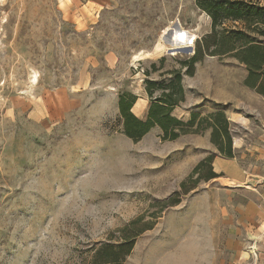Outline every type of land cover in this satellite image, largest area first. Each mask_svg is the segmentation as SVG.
I'll return each instance as SVG.
<instances>
[{"label": "rangeland", "instance_id": "rangeland-1", "mask_svg": "<svg viewBox=\"0 0 264 264\" xmlns=\"http://www.w3.org/2000/svg\"><path fill=\"white\" fill-rule=\"evenodd\" d=\"M211 24L194 0H0V264H91L125 237L128 255L105 264L241 263L243 216L264 193V95L245 65L203 55L171 112L223 108L231 157L210 130L135 141L118 112L128 92L144 118V79L180 67ZM208 156L219 177L197 179Z\"/></svg>", "mask_w": 264, "mask_h": 264}, {"label": "trees", "instance_id": "trees-1", "mask_svg": "<svg viewBox=\"0 0 264 264\" xmlns=\"http://www.w3.org/2000/svg\"><path fill=\"white\" fill-rule=\"evenodd\" d=\"M194 4L209 15L212 20L211 32L197 41L192 56L179 61L180 67L160 72L159 79H144L145 91L149 98L144 118L131 111L137 100L135 95L123 92L118 96L121 130L135 141L155 126L160 129L161 137L167 140L186 132L201 133L210 130L211 143L222 155L231 157L232 132L223 108L216 106L205 115L191 111L186 120H181L171 112L185 100L182 77L184 74L192 75L194 63L205 54L234 56L247 69L244 84L264 95V3L262 0H194ZM229 21L236 25L233 28L224 27L223 24ZM150 67L153 72L158 69L154 63ZM144 73L149 75L150 71L145 70ZM212 159V156H208L193 168V172L198 174L197 179L209 180L218 177L212 171ZM204 164L207 168L201 172ZM133 244V238L125 237L121 244L105 245V248H109L111 256L102 255L98 249L91 264L115 262L128 255Z\"/></svg>", "mask_w": 264, "mask_h": 264}, {"label": "crops", "instance_id": "crops-1", "mask_svg": "<svg viewBox=\"0 0 264 264\" xmlns=\"http://www.w3.org/2000/svg\"><path fill=\"white\" fill-rule=\"evenodd\" d=\"M259 157L260 161L264 162V147L260 149ZM218 165L229 170L230 173H235L234 175L240 174L236 167L225 166L221 160L218 161ZM261 184V188L264 189V181ZM252 202L254 203V200ZM252 202L243 216L245 221L241 228L242 235L238 241L242 257L240 264H264V193L262 194V204L257 203L256 205Z\"/></svg>", "mask_w": 264, "mask_h": 264}, {"label": "water", "instance_id": "water-1", "mask_svg": "<svg viewBox=\"0 0 264 264\" xmlns=\"http://www.w3.org/2000/svg\"><path fill=\"white\" fill-rule=\"evenodd\" d=\"M176 49H184L183 47H181V48H176Z\"/></svg>", "mask_w": 264, "mask_h": 264}, {"label": "bare ground", "instance_id": "bare-ground-1", "mask_svg": "<svg viewBox=\"0 0 264 264\" xmlns=\"http://www.w3.org/2000/svg\"><path fill=\"white\" fill-rule=\"evenodd\" d=\"M186 47V46H185Z\"/></svg>", "mask_w": 264, "mask_h": 264}]
</instances>
